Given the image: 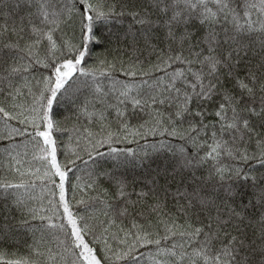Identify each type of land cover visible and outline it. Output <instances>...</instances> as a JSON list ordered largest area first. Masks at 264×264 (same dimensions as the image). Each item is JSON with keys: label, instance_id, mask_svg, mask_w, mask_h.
Instances as JSON below:
<instances>
[{"label": "snow or ice", "instance_id": "6c2138e0", "mask_svg": "<svg viewBox=\"0 0 264 264\" xmlns=\"http://www.w3.org/2000/svg\"><path fill=\"white\" fill-rule=\"evenodd\" d=\"M0 264H264V0H0Z\"/></svg>", "mask_w": 264, "mask_h": 264}]
</instances>
